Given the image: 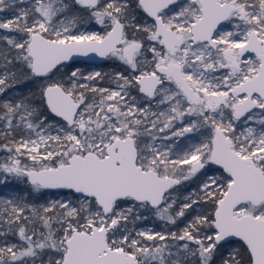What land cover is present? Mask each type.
Segmentation results:
<instances>
[{
	"label": "snow or ice",
	"instance_id": "6c2138e0",
	"mask_svg": "<svg viewBox=\"0 0 264 264\" xmlns=\"http://www.w3.org/2000/svg\"><path fill=\"white\" fill-rule=\"evenodd\" d=\"M0 264H264V0H0Z\"/></svg>",
	"mask_w": 264,
	"mask_h": 264
}]
</instances>
